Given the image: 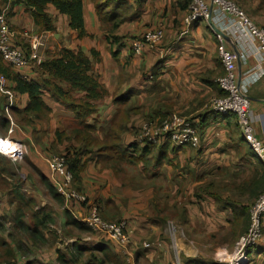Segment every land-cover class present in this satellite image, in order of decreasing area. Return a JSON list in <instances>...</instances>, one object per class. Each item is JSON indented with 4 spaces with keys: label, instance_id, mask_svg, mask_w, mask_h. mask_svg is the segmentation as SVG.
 <instances>
[{
    "label": "crops",
    "instance_id": "obj_1",
    "mask_svg": "<svg viewBox=\"0 0 264 264\" xmlns=\"http://www.w3.org/2000/svg\"><path fill=\"white\" fill-rule=\"evenodd\" d=\"M239 2L245 7L253 2L254 10L263 7L262 0ZM189 3L83 0L86 35L79 37L70 26V17L51 3L46 11L54 29L47 30L35 22L25 3L0 0V10L8 8L12 42L26 53L30 44L24 33L30 31L48 35L41 49L44 59L68 48L92 60L91 74L100 83L103 95L92 101L97 111L85 122L95 126L93 136L99 140L116 127L126 154L117 156L114 151H98L101 149L96 145L88 147L84 159L89 160L76 181L88 204L75 202L74 209L82 215L93 203L105 219H125L135 264H172L176 260L180 264H223L232 258L238 238L247 232L248 210L264 192L263 160L244 139L238 118L216 114L211 107L214 98L224 95L218 84L224 74L219 40L214 26L185 23ZM148 29H162L164 42L135 54L131 39L140 38ZM0 70L15 95L11 132V122L4 113L6 96L0 92V139L13 138L24 147L18 158L0 154L10 163L19 161L20 169L12 172L17 181L25 182L21 192L31 194L37 204L34 210H41L39 200L49 191L43 179L54 186L50 153L81 148L83 141L76 133L82 127L75 112L48 91L43 92L42 99L49 111L22 119L29 95L15 90L14 77L41 81L48 76L35 63L13 66L1 55ZM248 94L254 136L264 153V76L251 85ZM171 113L193 122L200 134L199 147L135 141L144 122L158 121ZM6 207L12 210L11 205ZM26 217L24 222L35 226ZM66 221V211H62L60 220H46V229L57 236L60 230L56 223L63 229L72 228L65 225ZM169 222L178 227L174 237ZM12 227L27 236L18 238L25 246L36 248L32 235L22 231L16 220ZM43 234L48 238L47 232ZM81 240L84 242L79 244L86 246L106 243L122 260L119 246L105 234L93 232ZM59 247L45 254L54 260ZM248 257L245 264H264V237Z\"/></svg>",
    "mask_w": 264,
    "mask_h": 264
},
{
    "label": "built area",
    "instance_id": "obj_2",
    "mask_svg": "<svg viewBox=\"0 0 264 264\" xmlns=\"http://www.w3.org/2000/svg\"><path fill=\"white\" fill-rule=\"evenodd\" d=\"M7 15V7L0 10L1 57L13 66H27L32 63L39 66L44 60L41 49L45 46L48 35L25 32L24 35L29 39L30 44V52L26 53L12 42L14 32L7 22ZM203 21H208L215 28V35L219 40L218 54L224 69V74L218 78V84L224 95L214 98L211 107L216 114H233L238 118L244 139L264 163L263 148L254 136L255 129L251 121L252 106L248 94L251 85L264 76V27L257 25L233 0H190L185 23L193 25ZM164 37L162 29L148 30L140 38L131 39V49L135 54H140L146 46L160 44ZM229 44H232L233 48ZM251 56L256 61L250 66ZM0 92L6 96L4 113L11 122L10 131L12 132L15 123L12 113L15 95L14 91L7 86L6 77L1 70ZM135 141L141 144L170 143L197 148L201 140L199 131L192 121L178 113H171L158 121L144 122L135 135ZM23 151L24 147L13 138L0 139V152L3 154L18 158ZM49 164L54 173V186L57 193L64 199L65 209L91 231L105 234L115 242L119 246L123 264H135L134 255L129 246L131 240L127 221L104 219L100 208L96 205L90 206L84 215L76 214L73 203H86L87 196L77 188L74 175L62 154H51ZM249 213L250 225L247 232L238 238L232 258L223 264H245L249 253L263 239L264 192L256 199ZM169 227L174 237L178 227L173 222H169ZM25 262L23 257L21 261L10 264H25ZM173 264H180V261L177 260Z\"/></svg>",
    "mask_w": 264,
    "mask_h": 264
},
{
    "label": "trees",
    "instance_id": "obj_3",
    "mask_svg": "<svg viewBox=\"0 0 264 264\" xmlns=\"http://www.w3.org/2000/svg\"><path fill=\"white\" fill-rule=\"evenodd\" d=\"M17 2L25 3L27 8L32 12L35 22L47 30L54 29L52 18L46 11L47 5L51 3L61 13L70 17V26L78 32L79 37L86 35L83 0H17ZM39 68L42 73L48 76L41 81H28L21 77H14L16 82L15 90L20 93H28L29 95V103L23 111L22 119H25L24 115L28 116L31 114L40 117L49 111V108L42 99L44 91H48L57 101L65 104L75 112L79 119V125L82 127L76 134L83 141V145L73 152L67 151L61 153L66 158L67 166L72 171L75 182L80 177L86 162L89 160L84 159V155L89 151V146H98L101 149L98 151H114L117 156L119 154H126V151L121 149V145L119 144L120 136L116 127L108 130L104 140H99L93 136L95 126H91L85 122L87 118L97 111V107L92 101L102 98L103 95L100 83L91 74L92 60L89 57L85 56L81 51L76 52L63 48L56 57L44 59ZM79 93H83V95L77 96ZM135 145L133 144L132 146ZM9 165L10 161L0 154V175L4 171L9 175L8 177L15 180L17 178L9 168ZM43 180L48 187L49 193L60 204H64V199L57 193L55 186L47 180ZM20 181H17V184L14 183L12 185L14 189L10 190V194H13L10 202L12 204L16 202L17 205L15 209L16 223L22 231L32 235L34 244L46 243L48 240L45 238L43 230L47 228L48 222L46 220L53 219L48 214L42 213L43 210L40 212L38 209L40 213L37 212L38 210H34L37 204L33 198L21 192ZM28 214L32 216V220L34 221L35 226L33 227L24 222V218ZM66 216L67 221L65 225L79 230H90L84 223L76 220L67 209ZM248 216L250 224L249 210ZM17 245L16 247L12 246L10 242L0 236V252L5 253V256H2L7 258L8 263L18 261L22 257L19 254L25 252L24 244L21 241ZM258 245L252 252L258 248ZM66 249L69 251L68 253H62L61 249H57V261L60 264H123V261L119 259L106 243L99 244L98 246H86L76 242L69 244ZM27 251L30 252L29 249ZM16 255L18 256L15 258ZM28 255L29 253H26L24 256ZM25 264L31 263L27 259Z\"/></svg>",
    "mask_w": 264,
    "mask_h": 264
},
{
    "label": "rangeland",
    "instance_id": "obj_4",
    "mask_svg": "<svg viewBox=\"0 0 264 264\" xmlns=\"http://www.w3.org/2000/svg\"><path fill=\"white\" fill-rule=\"evenodd\" d=\"M233 1H235L257 25L264 27V0H262L263 7L261 9H258V10L253 9V2L247 3V6H246L248 8V10H247V8L243 4L242 5L240 4L239 0H233ZM203 22L210 24L208 21H203ZM222 26L225 27L224 25H222ZM148 30H151V29H148ZM164 34H165V32H164ZM135 38H138V37H133L132 40ZM165 38H166V34H165L163 41L160 44H162L164 42ZM249 60H250L249 62L251 63V65H253L256 61L255 58L252 56ZM50 154H61V153L51 152ZM23 163L25 165H27V167L32 168V166H30L29 163H27V162L26 163L23 162ZM9 168L12 171H14L16 169H20L19 161H17V162L11 161ZM8 176L9 175L7 173H3L2 175H0V224H1L0 236L16 247V246H18L17 243L20 242V239H18V238L20 236H25V235L21 234L19 232H16L14 229H11V228H13L12 227L13 226V220H16L15 211H14V208H15L14 206L16 204L14 205L10 202V198L13 197L12 196L13 194L12 195L10 194V190L14 189V187H12V185L17 182V179L13 180L12 178H10ZM21 181H22V179H21ZM24 185H25V182H21V189L24 187ZM26 194L28 196H31V194L28 192ZM74 203H73V206H74ZM85 204H88V199H87V202ZM7 205H11L12 210L9 211L6 207ZM81 205L84 206V204H81ZM92 205H93V203H91V206ZM38 206L42 207L41 210L39 208L40 212L42 211V209H44L51 216V218H53V220H60V215L62 214V211L63 212L66 211L64 209L65 208L64 204H60V202L56 198H54L49 193V191H48L47 195H44L42 197V199L39 200ZM89 208L90 207H87L86 213H87ZM44 210L42 213H45ZM74 212L76 214H78V212L75 209H74ZM82 215H84V214H82ZM25 220H32V216L30 214H28ZM56 226L60 230V232L57 233V236L53 232H51L47 229H44L43 231H45V233L47 232V234H48V238H47L48 241L46 243H36L35 244L36 248L34 250H31L27 246L24 245V251L25 252L19 254L22 256V258H20L19 260L21 261L24 257V259H26V260L28 259V261H30L31 264H60L57 261V257L53 260V258H51L49 255H46L45 253L49 252L50 250H52L54 248L56 249L57 246H59V244H60L59 249H61L62 253H68L69 251L66 249V247L69 244L76 243V242L79 243L80 241L84 242V240H81L82 237L85 238L90 233H93V231H91V230H79V229L73 228V227H72L73 229L72 228H65V227L63 229L62 226L58 223H56ZM8 227H9V229H8ZM88 232H90V233L88 234ZM25 237H27V236H25ZM28 249L30 252L27 251ZM26 253H29V255L24 256ZM2 255L5 256V253L3 254L0 252V264H10V263H8L9 261H7V258H4ZM17 256L18 255H16L15 258ZM175 262H173V263H175Z\"/></svg>",
    "mask_w": 264,
    "mask_h": 264
}]
</instances>
